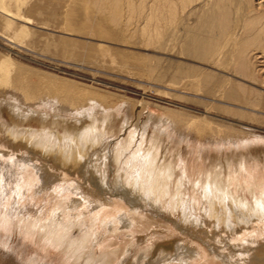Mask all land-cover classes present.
Here are the masks:
<instances>
[{
	"label": "rangeland",
	"instance_id": "374dc122",
	"mask_svg": "<svg viewBox=\"0 0 264 264\" xmlns=\"http://www.w3.org/2000/svg\"><path fill=\"white\" fill-rule=\"evenodd\" d=\"M216 1L188 0L185 10L181 11L184 14L176 11L175 17H166L164 23L159 0H0V70L10 74L16 72L15 75L21 74V78L38 83L41 90L43 87L44 91H54V98L53 95L46 97L48 103L37 105V108L11 88L3 89L9 94L0 95V99L12 97V101H17L21 107L32 105V109H44L47 113L56 114L60 105L57 102L59 93L82 92L85 96L92 95L106 101V110L112 109L111 112H115L120 120L126 121L128 128L125 126V129L111 136V145L122 141L127 130L132 128L136 130L147 126L149 134L154 130H163L170 140L169 144L177 150L181 149L177 158L178 172L183 170L185 161L188 175L192 173L191 176L195 175L196 163L204 154L217 153L218 149L228 152L231 148L246 147L248 143L249 146L264 145V0H221L230 10L224 19L225 27L221 31H215L217 27H212L215 30L211 31L207 24ZM255 13L261 16L255 26L263 28L244 30L246 21H250ZM191 24H194L192 28L198 30L192 29ZM189 28L190 33L186 32ZM210 31L221 34L218 35L221 38L219 49H215L216 52L212 49L208 52L207 48L197 49L193 34L198 32L195 38L200 40ZM246 34L250 38H246ZM201 49H204V54ZM238 52L245 53L246 57L240 60ZM199 54L204 57L201 55V58ZM224 72L231 75L226 76ZM223 80L224 84L230 83L225 86L221 84ZM233 82L242 87L231 85ZM237 99L249 101L250 104L242 108L245 105ZM165 116L173 119V124L164 122ZM188 125L195 126L192 127L194 129L199 125L206 127L207 132L204 130L205 133L198 135L196 130L200 126L193 131L189 130ZM212 129H216L214 134ZM230 132L239 138L248 137L249 142L245 145L234 144L238 140L226 143L220 134ZM220 138L226 142H213ZM258 169L253 173L260 179L258 173L264 174V167ZM72 179L75 180L70 177L66 182H56L40 193L25 185L19 193V201L11 202L7 207L0 204V216L7 212L11 223L8 228H0V264L86 263L90 256L89 249L84 260L67 262L65 252L39 244L42 240L28 236L24 228H14L16 219L20 217L26 220L27 216L45 218V215H51L58 198L70 195ZM9 183L8 190L12 189V182ZM112 199L127 207L120 198ZM142 206V211L132 214L137 221L133 226L135 232L127 227L114 236L103 227L111 220L100 222L101 234L90 245L93 250L99 253L105 249V245L111 249L124 247L116 264H138L139 259L143 260L141 264H212L213 260L216 262L214 264H223L214 258L216 253H232V242L220 244L211 238L212 234H204L205 230L193 234L180 231L175 219L165 210ZM107 210L109 213L114 210L118 214L124 212L110 204L106 206ZM146 221L154 223L148 225ZM90 223L74 228L72 237L85 232ZM150 238L158 242L154 245ZM162 242L180 244H172L173 251L166 252L163 257L167 260L141 257L144 247L153 246L151 250H154ZM164 244L161 246L167 248ZM178 247L195 248L197 255L189 259L191 254L182 248L181 252ZM260 249L263 250L262 247ZM213 250L216 252L211 253Z\"/></svg>",
	"mask_w": 264,
	"mask_h": 264
},
{
	"label": "bare ground",
	"instance_id": "6f19581e",
	"mask_svg": "<svg viewBox=\"0 0 264 264\" xmlns=\"http://www.w3.org/2000/svg\"><path fill=\"white\" fill-rule=\"evenodd\" d=\"M187 1L159 0L163 22L165 23V20L171 16L175 17L179 10L180 12L185 10ZM213 5V13L208 18L207 25L212 29L211 31L215 30L212 27H217L218 30L215 31H221L225 25L226 13L230 10H227L228 8L222 4L221 0H217ZM157 9L159 10V8ZM260 17L255 13L250 21H246L244 30L256 29L255 27L263 28L259 25L255 26L261 20ZM227 18L229 19V16ZM168 21L171 20L168 19ZM192 25L194 24H191V28ZM188 30L186 32L190 33V28ZM195 30L197 31L198 28ZM211 31L200 40L195 38L198 32L196 35L193 34L194 32L191 33L194 36L192 39H195L193 43H196L197 49L207 48L208 52L209 49L214 52L217 51L215 49H219L221 38L218 35L221 34L219 32L213 34ZM248 36L246 38H250ZM200 45L202 47H199ZM241 50L239 49V51ZM203 54L201 55L203 56ZM238 54H240V56L238 55L240 60L246 57L243 52H238ZM199 55L197 57L201 56ZM15 73L11 72L10 74L8 71L4 73L0 70V95L9 94L3 89L11 88L19 92L25 101L32 103L36 108L37 105L48 103L46 97L49 98L54 91L46 88L44 91L43 87L42 91L38 83L27 81L28 78L27 80L23 79L20 77L21 74L19 76ZM224 73L231 75L227 72ZM227 83L230 82L225 84ZM233 83L231 85L242 87L240 84ZM221 84L225 85L224 80ZM229 88L232 89V86ZM81 93H59L57 102L60 105L57 107L58 113L56 114L47 113V111H43L44 109L41 111L32 109V105L21 107L17 101V103L12 101V97L0 99V204L6 207L11 202L14 204L25 185L28 186V189L40 193L56 182H66L70 177L76 180L72 179V185L69 188L71 193L76 195L70 193V195L57 197L59 200L55 209L52 213L50 212L51 215L47 214L45 218L27 216L26 220L20 217V219H16L17 221L15 220L14 228H24L25 234L39 237L42 240L37 241L39 244L45 247L53 246L65 252L67 262L69 260H84L83 257L90 253L84 264H116L120 250L124 247L116 249L112 247L111 249L109 245H105V249L97 253V250H93L90 246L97 235L101 234L99 223L110 219L111 221L105 223L103 227L107 233L114 236L127 227H131L130 230L135 232L133 226L137 221L132 214L142 211V204H144L153 210H165L175 219V225L180 231L193 234L205 230L204 234H212L211 238L220 244L226 243L227 245V242H232L234 244L232 253L217 252L214 257L223 264H264V174L260 175L257 172L259 179L257 174L253 173H256L259 167H264L263 144L249 146L250 143H248L246 147L231 148L228 152L225 151L226 153L222 149H218L217 153L204 154L200 157V162L196 163L195 175L191 176L192 173L188 175L187 170L189 169L185 161L183 170L178 172L177 158L181 149L177 150L176 147L169 144L170 140L163 130H154L149 134L147 126L139 128L140 131L132 128L127 130L122 141L115 146L111 145V136L123 130L126 121L120 120L115 112H111L112 109L106 110L108 104L106 101ZM234 100L236 101V99ZM240 103L245 105L242 108H246L250 104L249 101L243 100ZM163 120L173 124V119L167 116ZM177 125L179 127V124ZM192 127L188 125L189 130H193ZM200 127L196 130L198 135L206 130V127ZM212 130L214 134L216 129ZM230 133L220 134L227 142L221 138L214 139L213 142L221 144L238 140L239 142L236 141L237 143L234 144L244 145L249 142L248 137L239 138ZM9 182H12V189L8 190ZM73 189L77 191H73ZM63 191L65 192V190ZM11 192L14 194L10 195ZM112 197L120 198L127 207L113 200ZM109 204L120 208V211L123 209L124 212L118 214L115 210L111 213L108 210L105 211ZM80 208L84 209L80 210ZM89 220L92 222L90 223ZM148 222V225L154 223ZM86 223H90L86 231L73 238L72 230ZM10 224L8 213L5 212L3 216H0V228H8ZM152 239L150 238L151 243L155 245L158 241ZM260 241L263 242L262 245ZM164 243L167 248L158 243L154 250H151L152 245L151 248L144 247L141 257L162 260L166 252L173 251V245L180 244L178 242ZM136 244L138 243L136 242ZM184 244L187 245V243ZM184 247H178V249L180 251L181 248L185 249L191 254L187 255L189 259L197 255L195 248ZM261 247L263 250L260 249ZM88 249L90 252L86 253ZM215 252L216 250H213L211 253ZM141 261L139 259L138 264H141ZM213 261L215 262V260Z\"/></svg>",
	"mask_w": 264,
	"mask_h": 264
}]
</instances>
